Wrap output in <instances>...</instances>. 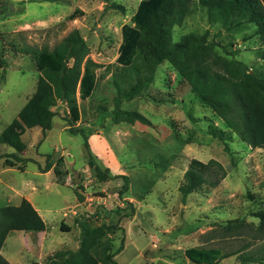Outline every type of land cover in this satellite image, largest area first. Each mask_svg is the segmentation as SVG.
Returning <instances> with one entry per match:
<instances>
[{"label": "rangeland", "instance_id": "374dc122", "mask_svg": "<svg viewBox=\"0 0 264 264\" xmlns=\"http://www.w3.org/2000/svg\"><path fill=\"white\" fill-rule=\"evenodd\" d=\"M50 1L0 0V13L7 14L0 19L1 123L6 126L16 117L18 104L31 96L39 76L31 54L20 52L18 47L21 48L26 43L29 46L46 45L53 48L72 29H79L90 48V56L102 67L97 70L98 80L93 95L85 100L79 99L81 115L73 125L75 128H84L88 133H107L108 137L105 136L110 141L109 146L117 153L119 161L135 165L132 166L135 168L130 174L129 188L122 194V197L131 198L135 207L124 200L123 209L119 207L122 210L120 216L110 213L112 206L120 203L118 192L123 187V179L112 178L108 184L98 181L87 164L83 136L70 134L66 129L67 132L62 131L60 136L62 143L66 145L65 151H69L72 156H68L69 161L66 163L68 172L72 175L68 180L70 188L51 184L47 190L43 185L36 184L34 195L37 205H41L43 209H51L49 217L43 211L47 223L50 219L61 216V210L59 213L54 211L61 207L68 208L73 203L74 196L82 195L85 203L77 207L78 212L71 221L73 229L77 228L75 219L81 216L89 217L94 225L118 222L119 229L111 239L114 248L121 242L124 245V253L116 259L122 263L125 261L124 264H193L183 254L184 249L190 246H220L225 252L237 247L243 239L249 240L246 242L253 248L263 242L255 241L247 234L245 227L239 230L240 233L222 231V234V228L217 223L225 225L228 220L235 218L257 222L251 214L260 205L264 206V149L251 148L237 136L231 135L224 122L210 107L197 99L189 87L180 81V76L168 62L157 67L154 81L145 93L131 100L120 98L122 108L142 112L151 120L150 126L137 122L132 126L127 124L118 128L100 108L102 106L111 110L114 106L117 88L113 74L118 66L116 58L121 41V26L132 23L131 17L139 0ZM106 1L107 5L116 2L124 10L111 8L106 5ZM76 7L85 11L84 16L74 21L69 20L68 15ZM207 28L215 42L223 45L230 40L236 42L233 48L240 50L237 56L239 60L251 67L260 66L261 61L253 52L260 46L259 41L255 37L242 40L244 32L252 33L253 27L249 25L245 31L235 33L231 38L219 23H209L204 8L200 6L194 7V12L181 26L173 28L172 40L177 41L182 34L190 31L203 32ZM12 42L17 46H12ZM216 49L221 52L220 47ZM106 70L108 71L105 73ZM2 73L4 77L1 76ZM116 80L122 88L127 86L118 77ZM62 109L64 110L63 107L55 109L63 119L59 118L58 123L69 126L71 115L66 111L63 115L59 112ZM58 123L55 120L52 136L58 130ZM225 145L229 151L225 150ZM154 146L157 152L162 151L165 156L175 154L171 165L165 171L152 166L149 161L151 155L155 154ZM39 148L45 152V163L50 161L53 146L46 147L41 144ZM92 155L104 168L103 162L93 152ZM10 156L13 155L8 154L6 149H0V168L1 164L7 165L5 158L9 159ZM193 157L203 162L215 159L225 167L227 174L215 188L205 186L182 202L178 187L183 182V174ZM63 166L64 164L62 168ZM34 168V164L29 163L25 173L17 172L15 175L19 179H40V176L38 178L33 174ZM144 185L149 187V191L147 194L143 193L145 198L139 200L138 194H142ZM56 189L61 191V196L56 195ZM248 192L259 196L263 203L258 205L252 202ZM108 194L112 201L106 205L101 199L106 198L108 203ZM5 196L6 189L3 188L0 191V207L8 204ZM86 197L90 199L84 200ZM88 203H91L92 211L87 209ZM133 209L137 212L136 223H130L128 220L131 216L124 215L131 213ZM212 229L217 233L208 232ZM55 230L58 231L59 227L51 230L53 238L58 240ZM75 231L67 238L70 241L68 245L61 249L75 246L77 240L71 241L73 236L75 239L78 236V231ZM151 235L155 236L157 242L153 249H150L153 241ZM29 236L32 240L38 238V235L31 233ZM62 241L59 239L56 244ZM225 262L239 264L235 256L224 258L218 264H226Z\"/></svg>", "mask_w": 264, "mask_h": 264}, {"label": "trees", "instance_id": "16d2710c", "mask_svg": "<svg viewBox=\"0 0 264 264\" xmlns=\"http://www.w3.org/2000/svg\"><path fill=\"white\" fill-rule=\"evenodd\" d=\"M111 6L124 9L114 2ZM195 6L204 8L209 23H219L231 38L235 33L245 31L249 25L253 27L252 33L244 32L242 40L255 37L259 41L256 57L261 60L260 66L251 67L237 59L236 55L240 50L233 48L236 42L230 40L226 45L215 42L209 28L203 32L190 31L173 41V28L181 26L194 12ZM82 14L83 11L76 8L68 15V19L73 20ZM6 15L1 12L0 19ZM131 21L133 24L125 23L121 26V41L116 58L118 66L112 73L116 77L114 84L117 88L114 106L111 110L100 107L113 124H152L142 112L122 108L120 98L131 100L145 93L154 81L157 67L168 62L180 76V81L189 87L197 99L210 107L224 122L231 135L237 136L251 148L264 149V0H140ZM12 46L16 47L17 44L12 42ZM217 47L221 48V52ZM18 49L22 53L31 54L39 76L35 91L17 116L0 131V144H7L17 152L23 151L25 144L21 134L25 129L40 126L44 135L51 129L52 119L56 114L51 106L57 102H65L71 115L68 132L83 136L87 164L93 176L98 181L122 178L124 184L118 192L119 197H122L129 188V176L112 175L109 168H102L89 147L90 133L73 125L81 115L78 98L85 100L93 95L98 80L97 70L102 67L90 56V48L79 29H72L53 48L23 43ZM1 76L4 77V73ZM117 77L121 82L127 83V86L122 88ZM225 150L229 151L227 145ZM174 157L175 154L165 156L156 152L149 161L152 166L165 171ZM18 159L28 161V158ZM63 162L62 156L56 160L53 168L56 175L63 173ZM5 163L16 165L10 159H5ZM48 163L49 161L46 162V168L49 167ZM18 167L22 169V166ZM226 174L225 167L215 159L203 162L191 158L183 174V182L178 187L182 202L203 186L215 188ZM148 191L146 185L144 193ZM247 195L252 202L258 205L263 203L259 196L250 192ZM78 197L81 198L80 195ZM115 211L119 213L118 208ZM251 215L258 220L257 224L235 218L227 221L223 231L240 233L239 230L245 227L247 234L255 241L262 240L241 258L242 264H264L263 204ZM74 223L79 229L76 248L56 250L48 258V264H119L114 257L122 250L123 244L121 242L114 248L111 239L119 229L116 223L102 222L94 225L86 216L75 219ZM45 229V222L25 198L18 205L0 207V249L12 230L36 234ZM60 229L69 231L70 227L61 224ZM247 242L245 245H248ZM184 254L194 264H217L228 255L216 247H189ZM0 264H10L1 253Z\"/></svg>", "mask_w": 264, "mask_h": 264}, {"label": "crops", "instance_id": "0c3cea01", "mask_svg": "<svg viewBox=\"0 0 264 264\" xmlns=\"http://www.w3.org/2000/svg\"><path fill=\"white\" fill-rule=\"evenodd\" d=\"M50 2H60V1H50ZM64 3H65V1H63V4ZM112 3L113 2H111L109 5H107V1H106L107 6L114 8L111 6ZM114 3H116V2H114ZM76 8H74V10ZM79 9H81V8H79ZM82 11H83V14L80 16H77L75 19H73V21L76 20L77 18H80L81 16H84L85 11L84 10H82ZM205 12H206V10H205ZM126 24H133V23H126ZM253 52H254V55L256 56V50H254ZM239 53L236 55V58L239 55ZM247 65H249V64H247ZM35 88H36V86H35ZM28 98L25 99L24 102H20L18 104L16 116H17V113L20 111V109L24 106V104L26 103ZM78 105L80 108L79 98H78ZM58 107L64 108V110L62 109L61 111H59L62 114L65 111L69 112L67 104L65 102H57L55 105L51 106V110L56 112L55 109H57ZM59 115L60 114H58L56 112V114L54 115V117L52 119L51 129L47 130L45 135H43V132H42V129L40 126H33L30 128H26L25 131L21 134V139L25 144V149L21 152L15 151L14 148L8 146L7 144H0V149H2V148L6 149V152H8V154L13 155V156H10L9 159L14 161L16 164V165H12V166L1 164V168H0V191L3 188L6 189V196L5 197H7L8 204L18 205L23 198L27 199L32 204V206L37 210V212L39 213V215L41 216V218L43 219V221L46 224V229L44 231H40V232L35 234L36 236L38 235L37 240L36 239L32 240L31 236H29L30 233H26V232H23L20 230H12L7 234V236L5 237V239L3 241V244L1 246L0 253L10 264H48L47 258L49 255L52 254V251L59 250L61 248H64L65 245H68V243L70 241L67 238L71 235L72 232H74V230H76L75 232L78 231V234H79V229H77V228L73 229V227L71 225V221L76 216V214L78 212L79 208H77V207L81 206L82 203H85V201L83 202V196L82 195H80L81 198L78 197L79 195L74 196L73 203L68 205V208L61 207V208L57 209L56 211H54V212L59 213V211L61 210L60 211L61 216L59 218H56L57 217V215H56L55 216L56 219H54V218L50 219L48 221V223L46 221L44 214L48 217L51 216L49 214L51 212V209H49V208L43 209L41 207V205H37V203L35 201L36 196L34 194H35V191L37 188L36 184L43 185L45 187V189H47V190L50 189L49 187L51 186V184L54 186H57V185L58 186H67L70 188V184H69L68 180L70 179V177H72V175H71V173L68 172V168L66 166V163L69 161L68 156H70V157H72V156H71V153L69 151H65L66 145H64L62 143L61 136H60L61 132L66 131L68 126H65V125L62 126V124L58 123V119L59 118L61 119V117ZM55 120H57V123L59 126H58L57 132H55V134L52 136L51 131L53 129V125L55 123ZM61 120H63V119H61ZM1 122H2V120H0V131H2L5 127L2 125ZM127 124L129 126H132L131 124L126 123V122H121L119 124H113V125L117 126L118 128H122V127H125L124 125H127ZM106 134H103L101 132H99V133L92 132L88 135V144H89L91 151L94 153V155H96V157H98L103 162L104 167H107L110 169V173L112 175H122V174L127 175V176H129V179L131 181L130 174H131L132 170H134V168H135L132 166H135V165H133V164L127 165V164H123L121 161H119L117 153H115V151L112 149V147H110L111 145L109 146L110 141L108 140V138H107L108 136ZM41 144L45 145L46 147H48V145L53 146V149L51 150V156H50L51 159L48 163L49 167H47V168L45 166L46 165L45 158H44L45 152H42L41 148L38 149V146ZM258 149H263V148H258ZM59 151H62V152L59 153ZM154 151H155V153L157 152V149L155 148V146H154ZM159 152L161 153L162 151H159ZM16 156L18 158H21V159L28 158L29 161L25 163L23 161H20ZM60 156H62L64 158V162H63L64 166H63V168L61 167V169H63V173L59 176V175L55 174L53 168L55 166L56 160ZM5 159H7V158H5ZM43 160H44V162H43ZM29 163L34 164L35 168H34L33 174L35 176H37L38 178L41 177L40 179L31 180L29 178H24V177H20V179H19V177L15 175V173H17V172L25 173L27 170V165ZM19 165L22 166V169L18 167ZM117 178H119V177H117ZM65 180L67 183L65 182ZM111 181L112 180H109V181L106 180V181H102V182L108 184ZM145 186L146 185H144L142 187L143 188L142 194H140V195L138 194L139 200H141V198H145V197H143ZM203 188H205V186H203L201 189H203ZM55 193H56V195L61 196V191L59 189H56ZM107 198H108V203L106 201V198L101 199L103 204L108 205L112 201L110 194H108ZM87 199H90V197H86L84 200H87ZM124 200L126 201V203H129V205H131V206L134 205V207H135V204H132L133 200H131V198L121 197V199L119 200L120 201L119 205L118 206L117 205L112 206L113 208H112V210H110L111 211L110 213L112 215H115V214L118 216L121 215L122 210L119 207L122 208V206L124 205ZM8 204H6V205H8ZM90 205H91V203L87 204V209L89 211H92ZM117 208L119 209V213L115 211V209H117ZM43 211H44V214H43ZM134 211H135V213H133ZM136 214H137L136 210L133 209L131 213H125L124 215L125 216H131V217H129V220H128L130 223H132V222L136 223V217H137ZM254 219H256V218H254ZM254 221H250V222L245 221V222L246 223L253 222L254 224L258 223V220H257V222H254ZM114 223H116L118 226V222H114ZM61 224L69 226L70 227L69 231L61 230L60 229ZM217 225L220 226L222 228V231H223L224 225H221L220 223H217ZM56 227L57 228L59 227L58 231L55 230L57 232L59 239L63 240L60 244H56V242L59 239L58 240L54 239L53 238V232H51V230L54 231V229ZM126 230H125V233H126ZM222 231H221V233H223ZM208 232H211L212 234L217 233L216 230H214V229L208 230ZM65 233L67 235H63ZM77 237L78 236H76V239H75V237L73 236L71 241L77 240ZM151 238L153 241L151 242V248L150 249H153L154 246H157V242H156L154 235H151ZM246 241H249V240L243 239L242 242H240L237 247L230 249V250L228 249L225 252L223 251V249L220 246H197L196 245V246H190V247H205V248L216 247V248H220L222 253L228 254L226 257H223L222 259H224V258L230 259L231 257L235 256L238 260V263L242 264L241 256L243 257L245 254L250 253L251 248H252L251 245H245ZM76 246H77V241H76V244L74 247L70 246V249H74V248H76ZM187 248H189V247H187ZM185 249H184V251H185ZM144 251H142V254L145 257ZM184 251H183V254H184ZM122 253H124V247L122 248V250L119 253H117L115 255V257H114L115 260L118 259V256L121 255ZM184 257L186 259H188L185 256V254H184ZM163 259H164V257H163ZM222 259H220V260H222ZM219 261H218V263H219ZM124 262L125 261H123V263L119 261L118 263L124 264ZM191 263H193V262H191ZM225 263L228 264L229 262H225ZM248 264H252V263H248Z\"/></svg>", "mask_w": 264, "mask_h": 264}]
</instances>
